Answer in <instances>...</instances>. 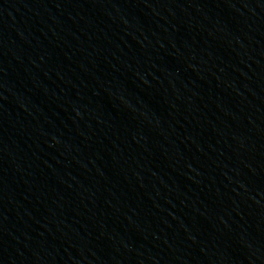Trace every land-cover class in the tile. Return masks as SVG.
<instances>
[{"label": "water", "instance_id": "95a60500", "mask_svg": "<svg viewBox=\"0 0 264 264\" xmlns=\"http://www.w3.org/2000/svg\"><path fill=\"white\" fill-rule=\"evenodd\" d=\"M0 264H264V0H90L1 193Z\"/></svg>", "mask_w": 264, "mask_h": 264}]
</instances>
